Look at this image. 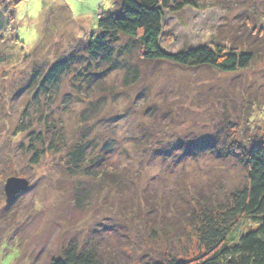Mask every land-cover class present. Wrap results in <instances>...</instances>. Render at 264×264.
I'll use <instances>...</instances> for the list:
<instances>
[{
  "label": "rangeland",
  "instance_id": "rangeland-1",
  "mask_svg": "<svg viewBox=\"0 0 264 264\" xmlns=\"http://www.w3.org/2000/svg\"><path fill=\"white\" fill-rule=\"evenodd\" d=\"M193 1L198 8L165 15L162 48L177 54L235 43L254 50L248 69L222 74L168 62L147 64L133 48L121 58L124 68L109 72L107 92L95 91L105 98L98 109L90 110L85 92L74 93L67 79L53 91L52 103L42 98L40 107L31 105L24 115L35 91L36 68L44 75L77 42L96 38L99 19L116 12L121 0H0V264H53L70 249L95 251L103 264H144L170 255L190 261L204 254L196 239L182 242L184 248L177 239L151 242L154 220L147 211L158 204L155 223L173 222L176 211L168 207L190 210L198 190L222 187L217 194L223 200L244 182L245 170L228 148L217 157L189 147L227 134L242 144L264 136V0ZM246 22L257 34H250ZM127 43L121 38V46ZM129 64L140 70V81L131 87L124 84ZM66 93H72L67 110ZM86 110L85 116L94 119L85 123ZM44 118L55 123L65 141L87 133V160L102 156L101 168L71 169L67 148L50 151L32 165L27 151L32 140L24 130L44 131L36 124ZM107 142L114 149L109 155ZM109 166L124 184L94 177ZM12 177L28 180L30 187L7 203L5 185ZM254 228V221L243 219L242 230Z\"/></svg>",
  "mask_w": 264,
  "mask_h": 264
},
{
  "label": "trees",
  "instance_id": "trees-1",
  "mask_svg": "<svg viewBox=\"0 0 264 264\" xmlns=\"http://www.w3.org/2000/svg\"><path fill=\"white\" fill-rule=\"evenodd\" d=\"M186 7L198 8V5L193 0H121L120 8L116 12L103 15L99 19V35L96 38L77 42L73 51L62 55L59 63L44 75L36 68V75L32 78L35 91L24 115L29 113L31 105L40 107L42 98L52 103L53 91L59 90L67 79H70L73 92H85L84 97L90 101V110L98 109L105 98L98 97L95 91L101 94L107 92L106 79L109 72L117 67L122 68L121 58L126 59L133 48L139 52L141 61L147 64L168 62L184 68H210L222 74H232L250 67L255 60L254 50H249L247 46L239 47L235 43L229 48L216 44L212 47L188 49L177 54L164 50L162 43L165 36V15ZM249 24L246 22V29L250 30L251 35L257 34L256 29H252ZM263 29L260 28L261 31ZM121 38L128 39L125 46L120 45ZM108 65L111 67L109 70ZM126 70L124 84L129 87L137 84L140 81L139 68H133L129 64ZM63 99L64 109L67 110L72 93H66ZM88 110L83 113L85 123L94 119L85 116ZM43 115L42 111L37 113L40 120ZM36 124L44 127V131L35 130V126L24 130L32 140L27 150L33 155L32 165H39L50 151L62 153L61 148H67L71 169L88 170L90 167L98 168L102 164V156L90 157L87 160L88 151L91 149V144L86 143L87 133L80 137L81 140L76 137L77 140L65 141L64 133L49 119L44 118ZM227 128L228 126L224 129ZM229 132L232 133L231 130ZM231 137L227 134L224 140L218 137L217 141L207 139L201 143L196 142L189 147V151L206 150L218 157L227 153L228 148L232 156L239 158L245 170L244 182L240 186L231 190L223 200L218 195L223 190L222 187L217 190L214 187L198 190V198L190 203V210L168 207L170 211H176L173 222L162 219L160 225L155 223L159 222L155 220L159 215L158 204H153L147 211L149 219L154 220L152 228L148 230L151 242L170 244L177 239V244L184 248L185 244L183 246L182 242L192 243L196 239L204 254L190 261H179L170 255L168 260H150L144 264H264V136L253 140L251 144H242ZM111 144L107 142L104 146L108 155L114 150ZM110 166L107 171L99 172L94 177L100 181L108 177V182L112 184H124L125 180L121 174H117L121 178L116 177L114 172L111 173L115 170ZM202 202L204 203L200 210ZM154 211L157 213L152 214ZM170 211H167L168 214L164 213L163 218L168 217L166 215H169ZM143 219L147 224V216ZM243 219L254 221L255 228L242 230ZM178 223L181 229L178 228ZM169 232L173 233L171 237H168ZM98 255L95 251L78 252L70 249L53 264H103Z\"/></svg>",
  "mask_w": 264,
  "mask_h": 264
},
{
  "label": "water",
  "instance_id": "water-1",
  "mask_svg": "<svg viewBox=\"0 0 264 264\" xmlns=\"http://www.w3.org/2000/svg\"><path fill=\"white\" fill-rule=\"evenodd\" d=\"M30 187V182L26 179L12 177L9 178L5 185V193L7 196V203L13 201V199L27 191Z\"/></svg>",
  "mask_w": 264,
  "mask_h": 264
}]
</instances>
